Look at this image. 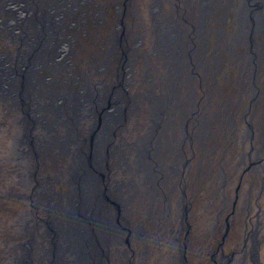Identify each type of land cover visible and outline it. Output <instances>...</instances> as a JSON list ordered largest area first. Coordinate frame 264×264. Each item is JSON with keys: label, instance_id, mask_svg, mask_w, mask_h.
I'll list each match as a JSON object with an SVG mask.
<instances>
[{"label": "flooded vegetation", "instance_id": "flooded-vegetation-1", "mask_svg": "<svg viewBox=\"0 0 264 264\" xmlns=\"http://www.w3.org/2000/svg\"><path fill=\"white\" fill-rule=\"evenodd\" d=\"M89 150L84 237L63 156ZM1 219L0 264H264V0H0Z\"/></svg>", "mask_w": 264, "mask_h": 264}, {"label": "bare ground", "instance_id": "bare-ground-1", "mask_svg": "<svg viewBox=\"0 0 264 264\" xmlns=\"http://www.w3.org/2000/svg\"><path fill=\"white\" fill-rule=\"evenodd\" d=\"M26 31H28L27 33H31L29 30ZM35 40L36 39H34V42ZM87 155L88 154H83L79 157V154H67L66 159L68 160V168L67 173H64V179L67 181V186L70 190L68 191L70 192L69 199L65 202L67 212L69 213L67 217H65V221H72L68 226V229L73 227L77 229V231L81 230L78 232L76 230L70 231V233H75L77 236H81L82 233H84V237L87 236L88 229H90L89 225L92 219L91 210L98 204V202L92 197L91 193L95 191L96 178L104 174V172H102L104 163L98 162L100 170L97 169L96 171L91 169L87 165V163H89ZM97 155L99 156L100 154ZM99 157L101 158V156ZM99 182H102V180L99 179L98 183Z\"/></svg>", "mask_w": 264, "mask_h": 264}, {"label": "rangeland", "instance_id": "rangeland-1", "mask_svg": "<svg viewBox=\"0 0 264 264\" xmlns=\"http://www.w3.org/2000/svg\"><path fill=\"white\" fill-rule=\"evenodd\" d=\"M37 29H35L34 30V32H35V34L34 35H36V40H38V41H41V37L39 36L40 35V33H39V35L36 33L37 31H36ZM18 33H20V31H18ZM33 35V34H32ZM34 35H33V37H34ZM19 39L17 40V41H15V47H16V45L18 46V49L16 50L15 49V51H14V55H13V58L11 59L12 61H13V65L15 66V67H17L18 68V73L17 72H15L17 75H18V77H19V84H18V101H19V103H20V105H21V102L23 101V99H25V97L27 96V87H26V80H28L27 79V76H28V72H26V75L24 74V77H23V68H24V66H25V63L27 64V66H28V69H27V71L29 70V68H30V66L33 64V63H31V59L30 58H32L33 57V54H31V55H29V56H27V58H25V56H26V53L25 54H23V51H24V45H23V41L25 40V37L23 38V37H18ZM27 40V39H26ZM32 46V45H31ZM30 46V47H31ZM33 48V47H32ZM30 51V50H29ZM32 51H33V49H32ZM28 52V51H27ZM20 56H22L23 58H25L24 60H17V58H19ZM17 60V62L19 63H17V64H15V61ZM37 60V59H36ZM6 69V68H5ZM5 69H3V70H5ZM23 78H25V84L23 83ZM23 84V85H22ZM17 95V94H16ZM26 95V96H25ZM91 95H93V99H95L94 101H96V103H101L102 104V101H105V102H107V103H109L111 100H110V96L109 95H107V94H100V93H96V94H91ZM29 100V99H28ZM28 100H27V102H28ZM98 100V101H97ZM27 102L25 103V105L27 104ZM124 104V103H123ZM29 105L27 104L26 106H25V108H26V110H27V107H28ZM138 110V108L137 109H131L129 112H131L130 114H129V112H127L128 114H127V118H129L130 117V115L132 114V113H135L136 111ZM120 109H118L117 108V112H116V114H117V119H118V117H120V115L119 114H121L120 113ZM122 111H123V107H122ZM112 112L113 111H111V109L110 108H108L107 107V105L105 106V107H103V110H101L100 111V115H101V118L103 119V117H107V118H113V116H115L114 114L112 115ZM114 113V112H113ZM14 114V118H15V120H16V118H17V116H19V118H21L22 120H25L24 119V117H25V115H23V112L21 111V110H19V112L18 113H16V111L13 113ZM15 114H17V115H15ZM124 116L125 115H122L121 114V118H124ZM116 117V116H115ZM115 117H114V119H115ZM94 119H96V117L94 116L93 117V123H94ZM80 120V119H79ZM84 121V120H83ZM122 121H124V120H122ZM25 122V121H24ZM45 122V121H44ZM80 124L81 125H83L82 126V128L84 127V123L83 122H80ZM146 124H148V122L146 123ZM99 125H100V123H99ZM101 125L103 126L104 125V122H103V120H102V122H101ZM124 125L126 126V128L128 129V123H127V121H126V123H125V121H124ZM27 126V125H26ZM44 125H42V127H43ZM94 126V125H93ZM93 126L91 127L92 129H93ZM95 127H96V129H98V119L96 120V124H95ZM72 128V127H71ZM124 129H125V127H123ZM95 129V130H96ZM143 129H145V128H143ZM25 130H26V128H25ZM27 131V130H26ZM89 132H90V134L91 133H93V132H91V129L89 130ZM95 132V131H94ZM75 134H77V132L75 133ZM78 135H80L79 133H78ZM139 137H140V139H138V141L136 142V144H132L131 145V143H128V145H127V147H126V149H127V151H130L131 152V154H127L128 155V159L130 158V157H133L134 159H136V157L138 158V160L139 161H141L140 159H139V154L140 153H138V150L136 151V153H134V150H135V148H136V146H139V148H141V145L143 144V135H141V134H139ZM78 140H82L81 138H78ZM116 140V139H115ZM103 141V140H102ZM8 143H9V140H8ZM104 145H106L107 147H109L108 145H107V143L106 144H104ZM104 148H106V147H104ZM140 150V149H139ZM77 154H79V157H81L83 154H88L87 155V157H88V161H89V163H87V165H88V167H90L91 169H94V170H96L97 171V169L98 170H100L99 169V163H100V161L101 160H99V157L97 156V154H95V152H93V150H89V152H87V153H84L83 151H78L77 152ZM81 155V156H80ZM63 156V155H62ZM113 156L116 158L117 157V155H114V154H109V156L108 157H106V154H105V161H107L108 159H111V158H113ZM65 159H66V156L64 155L63 156ZM94 157H95V159H94ZM99 162V163H98ZM102 163H103V161H102ZM132 163H134V164H136V160L135 161H132ZM141 163L143 164V163H145V165H144V167H146L147 169H145L144 171H148V172H150V171H152V167L147 163V160L146 161H144V162H142L141 161ZM65 165H64V169L66 168V162L64 163ZM131 164V161H128L127 162V165L128 166H131L130 165ZM93 165V166H92ZM104 166L105 165H103V168H104ZM95 167V168H94ZM135 167V165H133V168ZM80 168V167H79ZM89 168V169H90ZM64 169H63V172H64ZM143 171V172H144ZM62 172V173H63ZM102 172H104L105 173V170L103 169V171ZM126 173H129V170H128V168H126V171H125ZM67 172H65V174H66ZM134 173L138 176H135L134 174H132V176L133 177H136V178H139V180L141 181V176H142V174H138V173H136L135 171H134ZM140 176V177H139ZM63 180H64V178H63ZM59 183H61V184H63V186H64V183H62L61 181L59 182ZM100 184H101V182H100ZM144 185H147L148 186V184H147V179H145V177H143V179H142V183H141V186L142 187H144ZM149 187V186H148ZM101 188V187H100ZM66 189V187H64V190ZM69 189V188H68ZM102 189V188H101ZM103 190V189H102ZM68 191H70V190H68ZM104 192V191H103ZM68 193V192H67ZM70 193V192H69ZM75 196V195H74ZM101 196L103 197V194H101ZM63 215V214H62ZM60 216V215H59ZM6 224V222L5 221H3L2 222V219L0 220V229H5V225ZM91 234V233H90ZM73 254V253H72ZM72 254H69L68 255V257H70Z\"/></svg>", "mask_w": 264, "mask_h": 264}, {"label": "water", "instance_id": "water-1", "mask_svg": "<svg viewBox=\"0 0 264 264\" xmlns=\"http://www.w3.org/2000/svg\"><path fill=\"white\" fill-rule=\"evenodd\" d=\"M64 228V225H62V228H57V230L55 229V227H54V232H57L58 231V233L62 230ZM77 231V229H75V228H73V227H71L70 229H69V231ZM78 232V231H77Z\"/></svg>", "mask_w": 264, "mask_h": 264}]
</instances>
